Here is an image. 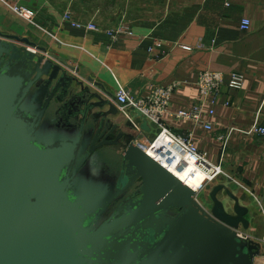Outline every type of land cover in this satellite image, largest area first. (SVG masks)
<instances>
[{"label": "water", "instance_id": "obj_1", "mask_svg": "<svg viewBox=\"0 0 264 264\" xmlns=\"http://www.w3.org/2000/svg\"><path fill=\"white\" fill-rule=\"evenodd\" d=\"M38 53L45 49L29 39L0 33V264H255L263 256L261 244L238 236L249 228L248 210L235 200L227 213L223 185L208 211L134 142L121 152L116 190L88 181L81 171L89 158L123 138L109 140L118 129L115 97ZM141 127L151 131L147 121ZM139 180L140 190L98 226Z\"/></svg>", "mask_w": 264, "mask_h": 264}, {"label": "crops", "instance_id": "obj_2", "mask_svg": "<svg viewBox=\"0 0 264 264\" xmlns=\"http://www.w3.org/2000/svg\"><path fill=\"white\" fill-rule=\"evenodd\" d=\"M225 3L187 0L181 21L153 23L145 18L140 25H127L134 36L113 39L108 32L114 25H97L100 32H87L64 20L65 13L70 12L77 21L92 22L91 16L86 18L82 13L86 8L83 0H0V33L29 39L45 49L39 55L72 66L79 73L69 71L70 75L106 99L109 97L104 92L115 96L120 88L140 98L158 86L178 83L180 87L170 105L172 113L200 101L197 82L201 72H221L226 77L242 73L244 88L235 91L224 87L214 116H205L213 131L172 117L165 122L177 134L194 132L197 148L223 168L224 180L218 186L224 189L218 200L225 211L232 214L230 201L236 200L248 210L245 218L249 228L240 230L264 237V137L246 134L255 123L264 125V0H231L229 7ZM10 6L24 7L32 17L25 18ZM245 19L251 22L248 30L242 28ZM158 42L163 46L155 59L150 48ZM184 46L193 50L186 51ZM89 78L94 84L88 83ZM111 120L119 131L132 137L137 134L134 124L143 123L141 119H130L123 111ZM232 129L235 131L225 151L219 138ZM153 132L145 131L146 137L153 136ZM162 145L153 146L154 158L158 157L156 160L179 179L189 178L183 171V156Z\"/></svg>", "mask_w": 264, "mask_h": 264}, {"label": "built area", "instance_id": "obj_3", "mask_svg": "<svg viewBox=\"0 0 264 264\" xmlns=\"http://www.w3.org/2000/svg\"><path fill=\"white\" fill-rule=\"evenodd\" d=\"M226 6H231V0H226ZM14 12L25 17L31 18L32 14L24 7L16 6ZM64 20L72 24L73 27L85 30L87 32H100V27L94 22L84 23L74 19L70 12L65 13ZM251 22L248 19L243 20L242 28L250 29ZM108 35L113 39H120L121 37L134 36L133 31L124 23H121L117 28L108 32ZM163 46L158 42L154 47L150 48V52L155 55V59L159 58L158 50ZM186 51H192V47H183ZM245 85V77L240 72H233L226 77L221 72L204 71L201 72L197 82V89L199 91L200 101L194 104L189 109H182L176 113L170 112V105L175 91L180 87V84L175 83L170 86H158L154 88L146 97L137 98L133 96L125 88H120L119 92L112 99L119 111L125 112L130 119H136L138 115L141 116L142 121H147L151 131L157 132V137L152 143H147L146 133L142 129L140 123L134 124V129L140 135V143L148 148L156 145H162L166 149H182L190 163L205 172L214 180L223 173L220 164H215L209 161L207 154L200 151L194 140V132L177 134L165 122L167 117H172L176 121H188L194 125L195 128H202L206 131H213V125L206 121L205 116H214L215 108L219 104V99L222 95V89L228 87L231 90H242ZM225 106H229V102ZM235 131L232 129L226 136L219 138L223 145V150L226 151L230 139V135ZM248 135H256L264 137V125L255 123L254 126L246 133ZM137 143V144H140ZM136 144V143H135ZM151 145V146H149ZM154 158V157H152ZM156 160V158H154ZM157 161V160H156ZM161 164V163H160ZM238 236L247 241H253L248 235H245L241 230H237ZM251 238V239H250ZM255 242L261 244L264 248V237ZM264 257V255L262 256Z\"/></svg>", "mask_w": 264, "mask_h": 264}, {"label": "rangeland", "instance_id": "obj_4", "mask_svg": "<svg viewBox=\"0 0 264 264\" xmlns=\"http://www.w3.org/2000/svg\"><path fill=\"white\" fill-rule=\"evenodd\" d=\"M86 7L83 8L82 13L92 17L90 21L96 23L97 25H114V29L117 28L121 23L126 25H140L142 21H145V18L152 20L153 23L157 22H167V19L182 20V17L185 12V5L187 0H83ZM16 6H10L11 9H14ZM165 25H168L167 23ZM140 119V118H136ZM132 133L135 131L131 127ZM154 131V129H153ZM154 135L150 138L148 144L154 142L157 137V132H153ZM140 135L134 134V136H128L125 140L124 145L128 146L131 142L140 143ZM142 148L148 147L138 144ZM149 145V146H151ZM120 153V151H119ZM118 157V156H117ZM154 157V154H153ZM158 159V157H155ZM120 157L116 161H120ZM115 162V161H114ZM223 169V168H222ZM224 180L223 175L221 174L212 181H207L204 188L198 193L197 200L199 204H204V207L210 211L213 207V201H210V194L213 192L216 186ZM230 208H233L235 201H230ZM201 204V205H202ZM203 206V205H202ZM233 210V209H232ZM245 235H248V231H241ZM251 240L258 241L263 237H253L250 236ZM264 250V248H263Z\"/></svg>", "mask_w": 264, "mask_h": 264}, {"label": "flooded vegetation", "instance_id": "obj_5", "mask_svg": "<svg viewBox=\"0 0 264 264\" xmlns=\"http://www.w3.org/2000/svg\"><path fill=\"white\" fill-rule=\"evenodd\" d=\"M56 128H59L58 125L60 122L59 120H52L51 122ZM115 125V124H113ZM123 134V138L119 141L118 146H104L103 148L97 150L88 160L86 165L83 167L81 174L90 182H93L96 188L100 189L101 192L106 193L108 190H116L117 181L119 180L120 173L122 171V158L121 152L123 148L126 147L124 145L125 140L128 138V135L124 132L119 131V127L115 134L109 138V140L116 139L119 134ZM95 133L88 137V141L92 146L94 141ZM101 143L98 142L97 145ZM120 151V153H119ZM118 156V157H117ZM120 157V161H116ZM115 161V162H114ZM142 187V182L139 180L137 181L131 189L124 195V197L118 200L116 205L110 206L108 213L103 217V219L99 222L98 226L102 225L103 223L107 222L113 212L114 209L122 203L125 199H128L130 196L134 195L136 192L140 190ZM99 260H102L104 263H109V259L99 257Z\"/></svg>", "mask_w": 264, "mask_h": 264}, {"label": "bare ground", "instance_id": "obj_6", "mask_svg": "<svg viewBox=\"0 0 264 264\" xmlns=\"http://www.w3.org/2000/svg\"><path fill=\"white\" fill-rule=\"evenodd\" d=\"M138 145V144H136ZM139 146V145H138ZM140 147V146H139ZM155 147V146H154ZM149 148L147 152L143 149L146 153H148L151 157H153V148ZM173 150V149H172ZM176 154L183 156V165H184V173L189 176L187 179H181L184 183L188 186L196 190L198 193L204 188L207 181L211 180L212 177L206 174L205 172L201 171L194 165H192L187 158L185 152L182 149H177L176 151L173 150ZM163 165V164H162ZM164 166V165H163ZM177 176V174H175ZM255 264H264V257H259L256 259Z\"/></svg>", "mask_w": 264, "mask_h": 264}]
</instances>
